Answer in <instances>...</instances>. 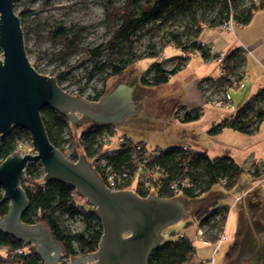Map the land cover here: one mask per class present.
I'll return each mask as SVG.
<instances>
[{"label":"trees","instance_id":"obj_1","mask_svg":"<svg viewBox=\"0 0 264 264\" xmlns=\"http://www.w3.org/2000/svg\"><path fill=\"white\" fill-rule=\"evenodd\" d=\"M101 2L104 7L105 21L111 29V35L105 42L94 48L82 46L85 29L75 27H56L48 36L53 45L63 46L62 51L56 54L57 59H60L62 63L65 64L73 53L82 55L76 61L75 66L91 60L93 68L87 74L88 79L91 80L105 73V76L101 78L104 87L109 79L123 75L127 68L143 58H154L155 62L147 72L142 74V84L160 86L168 82L171 76L186 65L189 57H185V54L197 51L204 59L212 56L208 45H203L199 41L205 29L219 28L229 20L236 25L243 26L251 20L254 12L264 10V0H248V4L243 3L242 0H101ZM19 5L20 1L15 0V6ZM32 14H34L32 11L24 8L18 16L23 22L28 20ZM142 29L150 33L152 37L157 36V42L148 45L144 53L135 55L133 36ZM24 41L26 52L29 53L25 34ZM168 46L174 47L180 54L168 59L165 55V48ZM243 56L240 49L236 54L225 56L221 65L224 69L223 75L216 79H203L199 83L201 93L203 91L201 84L204 81L224 86L228 83L229 76L237 77L244 66ZM33 67L35 69V66ZM110 92L104 89L94 97H87V99L97 102ZM74 95L82 96V92ZM41 115L50 143L65 155L64 135L68 132L71 138L74 137L69 121L51 110H45ZM199 115L198 111L183 114L182 120H196ZM263 120L264 89H261L237 111L234 117L222 121L217 130L220 132L228 128L237 133L252 136L257 132ZM86 131L90 133L87 138H85ZM105 132L112 133V128L90 122L82 133L83 135L80 136L78 142L80 150L87 161L93 165L96 157H99L118 168L134 159L131 152L135 149L134 147H137L136 145H139L144 153H153L154 161L169 169L173 175H188L194 181L195 187L184 191L180 196H175L167 188L154 193L162 200L179 197L194 199L208 192L215 185L232 189L243 172L240 166L235 165L228 158L209 159L205 154L185 152L182 148L165 151L148 149L144 143L133 142L124 137L126 144L118 149L110 151L102 144L95 146L97 144L95 139L103 137ZM90 137L91 141L88 139ZM24 140L31 144L27 131L20 128H13L7 137L0 138V163L15 152H21V142ZM75 153L70 160L78 159L77 152ZM184 159L187 160L188 166L183 164ZM95 168L105 183L102 172L97 167ZM183 168H193L192 173L194 174L189 170L184 171ZM250 168L251 173L264 184V166L257 163L252 164ZM223 179L227 180L225 185L221 184ZM21 186L29 202V208L23 215L22 222L28 225L42 224L50 231L54 240L63 248L60 264H69L73 258L85 256L97 250L102 236L100 220L95 208L83 203L84 199L82 203H78L79 201L76 200L78 194L75 189L61 182L46 181L44 172L36 163L27 165ZM125 190H132L141 198H146L148 195L136 187ZM7 208L8 203L2 200L0 189V218L6 214ZM228 214L229 208L223 206L216 209L198 210L194 216L199 223L197 228L207 227L205 237L214 241L217 234L225 230ZM74 219H79L82 227L77 232H70L66 222ZM24 246L22 242L0 233V251L4 248L8 251L6 257L2 252L0 253V264H17L15 257H12V252L16 249L24 250L21 255L22 264H44L35 254L33 247L31 250H26ZM236 248L235 244L228 250L227 261L234 258ZM195 252L193 243L186 236H179L175 240L160 243L149 257L148 264H203L193 260Z\"/></svg>","mask_w":264,"mask_h":264},{"label":"rangeland","instance_id":"obj_2","mask_svg":"<svg viewBox=\"0 0 264 264\" xmlns=\"http://www.w3.org/2000/svg\"><path fill=\"white\" fill-rule=\"evenodd\" d=\"M19 1L20 5L14 7L17 15L24 8L34 13L28 20L21 21V27L23 35L27 36L28 60L32 66H35L38 73L56 78L65 91L71 94L82 92V96L85 98L94 97L104 89L108 92L113 91L119 84H123L128 88L134 86L131 92L133 102L137 95H139L138 99L140 98L139 103L134 102L137 113L111 127L115 139L121 136H129L133 141H144L148 149L158 147L161 150H168L167 147L176 143L189 141L199 146L203 145L201 148H204V150L209 149L210 157H214L212 154L222 152L225 144H234L239 149V152L235 150L234 153L240 158L241 164L239 166H241L243 172L237 184L232 189L215 185L208 192L194 199L179 197L178 200L185 209V216L179 222L168 226L162 231L161 243L175 240L179 236H186L196 249L193 260L197 263L237 264L239 259L246 255L251 260L255 258L257 264H264V184L250 171V166L259 162L254 161L250 165H248L249 163L246 164L247 152L241 149L243 142L232 138L228 132L219 133L217 130L219 124L226 118L234 117L243 104L238 106V103H234L233 105L230 104L229 107L217 108L205 100L200 105L202 110L198 119L184 122L182 120L184 117H178V114L181 113L179 108L182 107L183 98L189 95L191 98L194 96V91L197 89L195 78L203 76L202 69L212 66L218 68L221 72L220 64L191 56L185 67L174 76H171L168 82L154 87L143 85L141 78L142 74L147 72L155 62V59L143 58L127 68L123 75L109 79L106 87H104L101 78L105 76V73L91 80L88 79L87 74L93 68L91 60L75 66L76 61L82 55L73 53L65 64L62 63L60 59H57L56 54L62 51L63 46L53 45L48 36L56 27H75L85 29L82 36V46L94 48L108 40L111 29L105 21L104 7L101 0ZM242 2L248 4V0H242ZM133 41V53L139 55L146 51L148 45L156 44L157 36L152 37L150 33L142 29L133 36ZM165 55L168 59H171L178 55V50L168 46L165 48ZM69 67L72 68L69 69ZM243 89L229 90L228 93L233 95L234 93H240ZM219 113L225 115L223 119L217 121L216 116L218 117ZM227 113L229 114L227 115ZM89 124L81 117H78L76 123H70L74 137L71 138L68 132L64 135L66 143L63 145V151L66 157L75 155V152H77L78 158L81 155L84 156L78 142L79 136L87 129ZM115 147L112 142L107 149L111 151ZM21 150V152L19 151L21 154H34L31 144H28L27 140L21 142ZM77 160L72 159L71 161L76 162ZM82 199L84 198L79 195L76 196L78 203H82ZM83 203L87 204L86 200ZM223 206L229 208L224 231L226 239L218 246L216 251V247L212 243L209 246H203L195 237L199 223L194 214L201 209H216ZM66 225L70 232H77L82 227L79 219L69 220ZM235 244L237 248L236 252L234 251V260H228L230 261L228 262L226 255L228 250ZM24 248L31 250L32 246L25 244ZM6 255L4 256L6 257ZM14 260L17 261V258Z\"/></svg>","mask_w":264,"mask_h":264},{"label":"water","instance_id":"obj_3","mask_svg":"<svg viewBox=\"0 0 264 264\" xmlns=\"http://www.w3.org/2000/svg\"><path fill=\"white\" fill-rule=\"evenodd\" d=\"M14 7L15 0H0V138L13 128L23 129L34 154L15 152L0 163L2 200L8 203L0 233L31 245L44 264H59L63 248L50 231L42 224L22 222L29 202L21 183L27 165L36 163L46 181L71 186L95 208L102 226L97 250L69 264H148L162 241V231L184 218L183 204L154 195L141 198L129 190L110 191L85 156L72 162L50 143L41 117L51 110L69 123L84 117L96 125H114L137 113L131 98L134 86L119 84L97 102L63 90L56 78L38 73L29 62ZM237 264H257V260L245 255Z\"/></svg>","mask_w":264,"mask_h":264},{"label":"crops","instance_id":"obj_4","mask_svg":"<svg viewBox=\"0 0 264 264\" xmlns=\"http://www.w3.org/2000/svg\"><path fill=\"white\" fill-rule=\"evenodd\" d=\"M199 41L203 45H208L212 54L222 53L226 57L232 54H236L237 50L240 49V47L244 49L243 61H244V66L247 70L245 86L244 89L240 91V93H234L233 95H229L228 93L229 90L227 91V96L231 102L230 104L233 105L234 103H238V106L242 104L244 105L258 91L264 89V10L254 12L251 20L243 26L234 24L232 31H222L219 28L205 29L201 33L199 37ZM179 54L180 53L178 51V55ZM202 70H203L202 77H198V78L194 77L197 83V89H195L194 91V96L191 98L189 95L183 98L181 102L182 107L179 108L181 113L188 114L194 111H198L200 113L202 110V107L200 105L204 103L205 99L203 98V95L199 90V83L205 78L216 79L220 76V72L218 68L208 66L203 68ZM134 109H136V107H134ZM228 114L229 113H227V115ZM224 115H225L224 113H219V116L218 117L216 116V120L219 121L220 119H223ZM227 119L228 118H226V120ZM184 122H191V121L186 120ZM182 126H188V125H182ZM222 132H228V134H230L232 138L243 142V146L241 149L247 152L246 164L249 163L248 165H250L252 162L258 161L264 166V120L259 125L258 130L254 134V136L243 135L228 128L221 130L219 133ZM121 137L133 141L132 138L129 136H121ZM133 142H141L147 145L142 140L133 141ZM201 147H203V145L199 146L194 142L182 141L179 144L176 143L175 145L167 148H169L168 150L189 148L191 152L198 154L204 153L209 159L224 157L232 160L234 164L237 166L241 164L240 158L236 156V153H234L235 150L236 152L237 151L239 152V149H237L236 146H234V144H225L222 152H218L217 154H212L214 155V157L209 156V151H210L209 149L204 150V148ZM153 149H159V148L156 147Z\"/></svg>","mask_w":264,"mask_h":264},{"label":"built area","instance_id":"obj_5","mask_svg":"<svg viewBox=\"0 0 264 264\" xmlns=\"http://www.w3.org/2000/svg\"><path fill=\"white\" fill-rule=\"evenodd\" d=\"M233 26V21L229 20L228 22L220 26L219 29L222 31H232ZM240 50L244 53V49L242 47H240ZM184 56L189 58H191V56H195L207 62L215 61L220 64V75H223L224 69L221 65L223 60L225 59V55L222 53L212 54V56L208 57V59H204L201 53L197 51H195L194 53L192 52L185 54ZM246 77L247 70L245 66H243L239 75L237 77L229 76L227 79L228 83L224 86L216 85L210 81H204L201 84V88L203 90V98L209 104L217 108L229 107L231 102L227 96V91L243 89L245 86ZM178 117H183V113H180ZM85 133V138H87L90 133L89 131H86ZM105 133L103 137H97L95 139V142L97 143L95 146H97L98 144H102L105 148H107L113 142L116 146L115 148L118 149L122 145L126 144V141L123 137L115 139L114 134L108 132ZM82 135L83 134H81L80 136ZM88 139L90 141L92 140L91 137ZM136 146L137 147H134L135 149L131 152V155L134 157V159L130 162H127L126 164L121 165L118 168L112 166V164L108 163L104 159H100L99 157H96L94 165L91 163L94 168L97 167L102 172L105 179L104 184L110 191L117 192L129 189L130 187H136L142 191H145L148 194L147 196H155L154 193L158 192L160 189L167 188L175 196H180L184 191L191 190L195 187L194 181H192V179L188 175H173L169 169L162 167L161 164L154 161L153 157H155V155L153 153H144L142 147H140L139 145ZM183 151L189 152L190 150L189 148H184ZM64 156L66 157V155ZM66 158L70 160L72 156ZM183 164H186V166H188L187 160L184 159ZM183 169L184 171L189 170L190 173L194 171L193 168ZM226 183V179H223L221 181L222 185H225ZM216 219L218 220V217ZM206 230L207 227L197 228L195 237H197V239L203 244V246H209L212 243L216 247L217 251L218 246H220L226 239V235L224 233L225 230L217 234V237L214 241H211L210 239L205 237ZM23 251V249H16L12 252V256L17 258V264H22L21 255L23 254ZM0 252H2L4 255L8 253L5 248Z\"/></svg>","mask_w":264,"mask_h":264},{"label":"flooded vegetation","instance_id":"obj_6","mask_svg":"<svg viewBox=\"0 0 264 264\" xmlns=\"http://www.w3.org/2000/svg\"><path fill=\"white\" fill-rule=\"evenodd\" d=\"M138 97H139V95H137V96L135 97V99H134V102H135V103H136V102L139 103L140 98L138 99ZM81 118H83L87 123H88V122L90 123V121H89L88 119H86V118H84V117H81ZM116 124H117V123H116ZM114 125H115V124H114ZM114 125H104V126L113 127Z\"/></svg>","mask_w":264,"mask_h":264}]
</instances>
